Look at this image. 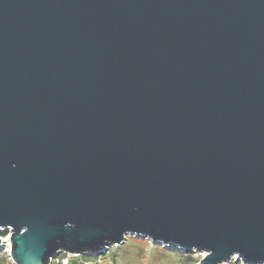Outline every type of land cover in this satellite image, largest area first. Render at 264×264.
Masks as SVG:
<instances>
[{
	"label": "water",
	"instance_id": "1",
	"mask_svg": "<svg viewBox=\"0 0 264 264\" xmlns=\"http://www.w3.org/2000/svg\"><path fill=\"white\" fill-rule=\"evenodd\" d=\"M128 235L264 264V0H0V252Z\"/></svg>",
	"mask_w": 264,
	"mask_h": 264
},
{
	"label": "rangeland",
	"instance_id": "2",
	"mask_svg": "<svg viewBox=\"0 0 264 264\" xmlns=\"http://www.w3.org/2000/svg\"><path fill=\"white\" fill-rule=\"evenodd\" d=\"M112 252L116 264H198L204 256L198 251L187 254L179 248L153 243L149 238L135 234L128 235L126 242L114 247ZM237 259L235 257L224 264H232Z\"/></svg>",
	"mask_w": 264,
	"mask_h": 264
},
{
	"label": "built area",
	"instance_id": "3",
	"mask_svg": "<svg viewBox=\"0 0 264 264\" xmlns=\"http://www.w3.org/2000/svg\"><path fill=\"white\" fill-rule=\"evenodd\" d=\"M4 247L0 252V264H16L11 256V233L1 235ZM127 238L119 244L105 247L104 250L90 254L70 253L62 251L51 258L49 264H116L111 255L113 248L125 243ZM2 256V257H1ZM4 257V258H3Z\"/></svg>",
	"mask_w": 264,
	"mask_h": 264
},
{
	"label": "trees",
	"instance_id": "4",
	"mask_svg": "<svg viewBox=\"0 0 264 264\" xmlns=\"http://www.w3.org/2000/svg\"><path fill=\"white\" fill-rule=\"evenodd\" d=\"M232 264H242V261L237 259L236 262H233Z\"/></svg>",
	"mask_w": 264,
	"mask_h": 264
}]
</instances>
